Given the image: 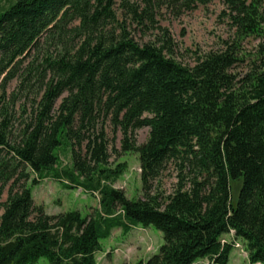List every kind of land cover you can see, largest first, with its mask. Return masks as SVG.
Returning a JSON list of instances; mask_svg holds the SVG:
<instances>
[{"label": "trees", "instance_id": "16d2710c", "mask_svg": "<svg viewBox=\"0 0 264 264\" xmlns=\"http://www.w3.org/2000/svg\"><path fill=\"white\" fill-rule=\"evenodd\" d=\"M114 1L14 0L0 13V78H14L22 69L18 90L36 86L41 94L20 140H10L7 124L0 125V200L9 186L6 202L0 201V264H37L41 258L98 264L102 239L114 228L128 233L137 226L156 227L164 243L136 264H194L201 258L228 264L233 241L223 236L232 231L244 240L250 263L264 264V42L259 63L237 87L229 73L240 61L235 44L183 65L162 46L140 44L126 27L116 28ZM211 1L126 5L142 24L154 22L162 4L187 9ZM221 1L240 36L264 37V0ZM102 116L121 129L123 150L139 153L143 198L129 199L113 187L125 168L106 167L104 131L85 137ZM142 127L150 128L149 137L136 145L132 138ZM63 145L72 146L73 164L58 170ZM172 161L182 174L164 202L152 194L151 182ZM51 176L66 188L98 192L99 210L50 215L36 206L33 185ZM240 178L233 204L231 181Z\"/></svg>", "mask_w": 264, "mask_h": 264}, {"label": "rangeland", "instance_id": "374dc122", "mask_svg": "<svg viewBox=\"0 0 264 264\" xmlns=\"http://www.w3.org/2000/svg\"><path fill=\"white\" fill-rule=\"evenodd\" d=\"M14 0H0V13ZM129 3L144 7L143 0H115L112 6L118 24L127 28L131 36L140 44L154 43L163 48L168 57L183 65L192 67L197 61L211 51L226 50L229 45L236 46L238 61L229 73L235 77V85L240 86L242 77L259 63L257 59L259 46L264 37L251 35L243 37L234 26L231 11L221 0H212L207 4H197L192 8L162 4L156 9L154 22L138 23L129 13ZM264 12V5L262 7ZM34 56L37 54L33 53ZM41 57V54H39ZM33 57V56H32ZM32 57L28 58L29 62ZM26 65V64H25ZM20 69L14 78H0V125L6 123L10 132V140L18 141L28 122L38 113L41 94L36 86L33 90H18L22 78ZM20 91V92H17ZM59 105V103H58ZM104 131L109 144V160L107 168L124 165V172L113 183V187L122 189L129 199L143 198L141 180V165L137 151H124L122 148L123 133L116 127L110 117L102 116L97 120L95 128L86 131V138H94ZM149 127H142L134 132L132 138L136 145L144 144L149 137ZM87 140V139H86ZM78 149V146H76ZM84 153V147H83ZM58 170L71 168L73 164L72 146L63 145L58 148ZM185 172V171H184ZM181 169L178 161L168 163L160 176L153 180L152 194L162 201L172 195L181 179ZM242 179L231 181L233 204L238 200ZM6 187L1 203L8 197ZM33 196L36 206H42L52 215L70 210H79L83 216L95 214L100 208V194L87 192L83 188H66L63 183L52 176L33 185ZM4 208L0 206V216ZM224 241H233L228 264H251L244 240L234 236V233L223 236ZM103 248L98 251V264H136L146 261L159 251L164 243L163 233L154 226H137L124 233L121 228H114L111 236L101 240ZM37 264H48L46 258H41ZM194 264H209L208 258H201Z\"/></svg>", "mask_w": 264, "mask_h": 264}, {"label": "built area", "instance_id": "2783aa9c", "mask_svg": "<svg viewBox=\"0 0 264 264\" xmlns=\"http://www.w3.org/2000/svg\"><path fill=\"white\" fill-rule=\"evenodd\" d=\"M232 233H234V232L232 231Z\"/></svg>", "mask_w": 264, "mask_h": 264}]
</instances>
